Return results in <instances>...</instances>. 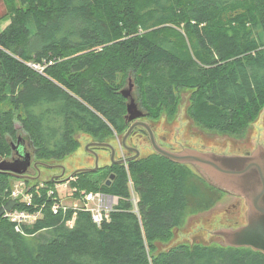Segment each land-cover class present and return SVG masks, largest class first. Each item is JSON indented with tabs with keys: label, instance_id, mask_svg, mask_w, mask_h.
I'll list each match as a JSON object with an SVG mask.
<instances>
[{
	"label": "trees",
	"instance_id": "obj_1",
	"mask_svg": "<svg viewBox=\"0 0 264 264\" xmlns=\"http://www.w3.org/2000/svg\"><path fill=\"white\" fill-rule=\"evenodd\" d=\"M2 1L8 18L0 31L5 160L16 153L7 141L17 142L16 123L42 163L74 152L76 133L100 142L122 134L128 124L120 90L127 80L137 85L145 120L163 112L172 117L181 91L190 94V120L209 132L236 135L264 109V0ZM32 64L45 65L42 73ZM14 180L0 172V207ZM22 181L32 202L16 208L40 209V217L22 232L0 217V264H264V254L250 248L156 251L187 202L201 204L205 190H217L156 153L68 181L75 200L83 191L118 198L100 226L81 208L71 226L72 209L53 215L47 192L55 182Z\"/></svg>",
	"mask_w": 264,
	"mask_h": 264
},
{
	"label": "rangeland",
	"instance_id": "obj_2",
	"mask_svg": "<svg viewBox=\"0 0 264 264\" xmlns=\"http://www.w3.org/2000/svg\"><path fill=\"white\" fill-rule=\"evenodd\" d=\"M5 14V3L0 0V31L8 24V18ZM31 66L33 70L38 73H42L45 67L43 64L41 66L32 64ZM131 82L133 83L131 96L138 108L145 113V110L138 101L137 85L135 81L131 80ZM127 86L128 80L121 90L127 88ZM189 95V91H181L179 105L172 117L168 118L166 113L163 112L157 119H146V122L153 127L156 138H160L161 136L165 137L166 143L171 146L172 150L180 151L183 148H191L199 151L231 155L241 154L245 151H253L258 145L264 147V109L248 128L236 135L209 132L198 128L188 117L187 108L189 106ZM125 101L126 103L128 102L126 99ZM15 127L17 128V139H21L24 142L25 149H28L27 151L32 155V150L28 145L27 132L22 129L18 123L15 124ZM126 131L122 134L113 133L108 139H104L103 141L104 143H108L114 151L116 150V153H114V160L126 154L125 148L122 146V138ZM75 137L79 141V145L74 152L58 163L45 162V164L61 165L66 174H68V172L70 174L72 171L79 168H86L87 166L93 168V158L90 153L85 150V147L91 144L92 141H95L94 138L81 132L76 133ZM126 139V146L130 145V143L135 144V147L140 152V157L154 153L149 142L146 141L145 136L141 137L138 135L137 137H131L129 139L127 137ZM7 141L13 145L16 144V141L14 142L8 137ZM97 152L98 155H101V159L99 158V165L101 168L105 167L102 166V164H109V159L107 157L108 151L106 149H97ZM12 158L16 159L17 156L13 154ZM8 160H11V158ZM32 162L35 161L31 156V165L26 171V173L31 175L34 174ZM60 170L61 169L41 167L39 168V172L41 173L39 179L41 181H47L49 177L60 174ZM64 177L66 178V175H61V178ZM14 179L12 187L19 185L21 188H24L26 185L25 182L22 181L24 179ZM50 189L57 191L64 205H81L80 200H75L70 196L72 188H70L68 182L57 181ZM203 196L205 199L201 204L192 201L187 202L180 223L171 230L167 240L164 242H156L157 252L166 251L180 245H187L190 248L193 246L226 247L223 239L214 235L213 232L217 229L236 228L238 225L245 224V211L247 208L242 198L238 197V199L236 196L225 192L217 190L214 192L209 189L203 192Z\"/></svg>",
	"mask_w": 264,
	"mask_h": 264
},
{
	"label": "water",
	"instance_id": "obj_3",
	"mask_svg": "<svg viewBox=\"0 0 264 264\" xmlns=\"http://www.w3.org/2000/svg\"><path fill=\"white\" fill-rule=\"evenodd\" d=\"M132 88L133 84L129 81L127 88L120 91L121 96L128 101L125 106V121L132 122L122 138V146L127 150L133 151L135 153L134 158H137L139 151L135 148L127 147L125 141L135 127H141L146 130L154 153L172 163L186 165L188 170L198 173L207 184L217 190L242 198L247 208L245 211V224L236 228L217 229L213 234L221 237L224 244L228 247L250 248L253 251L264 254V147L258 145L253 151L231 155L199 151L191 148L174 151L162 147L155 142L151 126L147 122L138 120L144 116V113L138 108L131 96ZM11 147L16 151L17 158L5 160L0 157V172L9 174L14 178H27L26 171L31 165V155L25 149L24 142L21 139H18L16 144H12ZM88 147L108 148L111 152L110 160L112 164H124L133 159L124 158L115 161L114 149L104 142L91 143L85 147L86 151ZM90 153L95 157L93 168L77 169L61 181H68L77 173L95 172L98 169V158L93 151ZM39 167L61 169L62 174L64 173V168L61 165H50L41 162L32 164V168L38 174ZM112 179L113 175L109 177L107 184ZM15 205L16 202L13 200L5 202L0 207V217L5 212L12 210Z\"/></svg>",
	"mask_w": 264,
	"mask_h": 264
},
{
	"label": "built area",
	"instance_id": "obj_4",
	"mask_svg": "<svg viewBox=\"0 0 264 264\" xmlns=\"http://www.w3.org/2000/svg\"><path fill=\"white\" fill-rule=\"evenodd\" d=\"M47 193L48 195L53 196V201L50 205V210L53 215H65L69 209L73 210L72 216L67 221L69 226L73 224L76 210H80V208L90 213L93 224L100 226L105 220H108L110 211L118 203V198L115 196H111L100 191H83L80 196V206H77V204H74L73 206H66L61 202V198H59L57 191L49 188ZM10 199L16 202L21 201L24 204H30L32 202V195L28 194V190L25 186L24 188H21L18 185L10 189L6 200ZM132 200L135 204L136 200L133 194ZM40 213V209L34 212H29L25 209H17L15 207L10 212L5 213L4 218H6L13 225L16 232H22V226L32 224L40 217Z\"/></svg>",
	"mask_w": 264,
	"mask_h": 264
},
{
	"label": "flooded vegetation",
	"instance_id": "obj_5",
	"mask_svg": "<svg viewBox=\"0 0 264 264\" xmlns=\"http://www.w3.org/2000/svg\"><path fill=\"white\" fill-rule=\"evenodd\" d=\"M139 121H143V122H146V120H145V116H143V117H141V118H139L138 119ZM127 124H128V127L130 126V124L132 123V122H126ZM151 126V125H150ZM151 128H152V130H153V134H154V136L156 135L155 134V131H154V129H153V127L151 126ZM145 136L146 137V141H148L149 142V144H150V141H149V138H148V135H147V132H146V130L145 129H143V128H141V127H135L132 131H131V133H130V135L128 136V139L129 138H131V137H137V136ZM110 135H108L105 139H108V137H109ZM155 138V141H156V143L157 144H159L160 146H162V147H165V148H167V149H172L171 148V146L168 144V143H166V141H165V137H163V136H161L160 138H156V136L154 137ZM137 139H139V138H137ZM95 141H92L91 143H94V142H100V141H97V139H94ZM126 141H127V139H126ZM128 142L130 143V141L128 140ZM108 144V143H107ZM150 146H151V144H150ZM127 147H130V148H135V149H137L136 147H135V144H133V143H130V145H128ZM97 149H106L107 151H108V154H107V157H108V159H109V164L108 163H103L102 164V166H110V165H121V164H112V162H111V160H110V155H111V152H110V150L108 149V148H101V147H88L87 148V152L88 153H90L91 151H93L94 152V154L97 156V166H98V169L99 168H101V166L99 165V158L101 159V155H98V152H97ZM103 151V150H102ZM116 151V150H115ZM114 151V152H115ZM125 151H126V154H124L123 156H120L119 158H117L115 161H119V160H121V159H123V158H133L131 161H133V160H136L137 158H139L140 157V152H139V156L137 157V158H134L135 157V153L133 152V151H131V150H127V149H125ZM246 152V151H245ZM116 153V152H115ZM90 155H91V157L93 158V167H94V163H95V157L93 156V154H91L90 153ZM15 156H17V153H15ZM12 159V158H11ZM32 163H34V162H32ZM39 168H41V167H39ZM86 168H92V167H90V166H88V167H86ZM79 169H82V168H79ZM97 169V170H98ZM96 170V171H97ZM61 172H60V174H58V175H53V176H51V177H49V180L50 181H52L53 179V181L52 182H57V181H60V180H63L64 178H61V174H62V170H60ZM72 173V172H71ZM70 173V174H71ZM69 172H68V174H66L65 173V170H64V173L62 174V176L63 175H66V177H68L69 175ZM26 175H27V178H40V176H41V173L39 172V174L37 173V171L34 169V174H28V173H26ZM39 175V176H38ZM60 175V176H59ZM59 177V178H56V177ZM111 176V175H110ZM109 176V177H110ZM114 177V176H113ZM37 178V179H38ZM108 181V180H107ZM111 181V180H110ZM110 183V182H109ZM236 198H238V197H236ZM239 199V198H238ZM238 226H240V225H238ZM237 226V227H238Z\"/></svg>",
	"mask_w": 264,
	"mask_h": 264
},
{
	"label": "crops",
	"instance_id": "obj_6",
	"mask_svg": "<svg viewBox=\"0 0 264 264\" xmlns=\"http://www.w3.org/2000/svg\"><path fill=\"white\" fill-rule=\"evenodd\" d=\"M88 167V166H87ZM77 170V169H76ZM75 171V170H74ZM73 172V171H72ZM40 180V179H39ZM41 181V180H40ZM43 181V180H42Z\"/></svg>",
	"mask_w": 264,
	"mask_h": 264
}]
</instances>
